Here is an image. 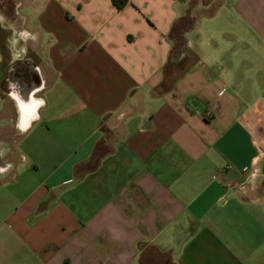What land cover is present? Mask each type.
I'll list each match as a JSON object with an SVG mask.
<instances>
[{"label":"crops","instance_id":"obj_1","mask_svg":"<svg viewBox=\"0 0 264 264\" xmlns=\"http://www.w3.org/2000/svg\"><path fill=\"white\" fill-rule=\"evenodd\" d=\"M263 153L264 0H0V264H264Z\"/></svg>","mask_w":264,"mask_h":264},{"label":"trees","instance_id":"obj_2","mask_svg":"<svg viewBox=\"0 0 264 264\" xmlns=\"http://www.w3.org/2000/svg\"><path fill=\"white\" fill-rule=\"evenodd\" d=\"M111 1L116 8L120 9L124 5H126L128 0H111ZM190 23H192L190 19L175 22L169 32V36L170 37L175 36V38L182 40V34L188 28Z\"/></svg>","mask_w":264,"mask_h":264},{"label":"built area","instance_id":"obj_3","mask_svg":"<svg viewBox=\"0 0 264 264\" xmlns=\"http://www.w3.org/2000/svg\"><path fill=\"white\" fill-rule=\"evenodd\" d=\"M264 156V153H263ZM254 164H257V161L254 160L253 162ZM256 174H257V169L255 166H252L249 168L248 173H247V178H246V182H253L254 179L256 178ZM243 183H240V185L242 186Z\"/></svg>","mask_w":264,"mask_h":264},{"label":"bare ground","instance_id":"obj_4","mask_svg":"<svg viewBox=\"0 0 264 264\" xmlns=\"http://www.w3.org/2000/svg\"><path fill=\"white\" fill-rule=\"evenodd\" d=\"M21 115H22V121L24 123L26 116H28L30 113H31V109H28V108H24L21 106Z\"/></svg>","mask_w":264,"mask_h":264},{"label":"clouds","instance_id":"obj_5","mask_svg":"<svg viewBox=\"0 0 264 264\" xmlns=\"http://www.w3.org/2000/svg\"><path fill=\"white\" fill-rule=\"evenodd\" d=\"M24 35H27V33H23Z\"/></svg>","mask_w":264,"mask_h":264},{"label":"rangeland","instance_id":"obj_6","mask_svg":"<svg viewBox=\"0 0 264 264\" xmlns=\"http://www.w3.org/2000/svg\"><path fill=\"white\" fill-rule=\"evenodd\" d=\"M25 1V0H24ZM29 1H31V0H29ZM37 1V0H36ZM39 1V0H38Z\"/></svg>","mask_w":264,"mask_h":264}]
</instances>
